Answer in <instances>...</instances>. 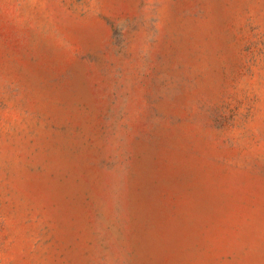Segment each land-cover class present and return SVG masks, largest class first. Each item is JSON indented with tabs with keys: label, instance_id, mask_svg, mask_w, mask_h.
Masks as SVG:
<instances>
[{
	"label": "rangeland",
	"instance_id": "obj_1",
	"mask_svg": "<svg viewBox=\"0 0 264 264\" xmlns=\"http://www.w3.org/2000/svg\"><path fill=\"white\" fill-rule=\"evenodd\" d=\"M0 264H264V0H0Z\"/></svg>",
	"mask_w": 264,
	"mask_h": 264
}]
</instances>
